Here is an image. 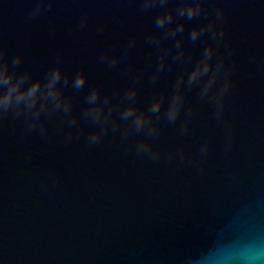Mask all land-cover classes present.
<instances>
[{
	"label": "water",
	"instance_id": "obj_1",
	"mask_svg": "<svg viewBox=\"0 0 264 264\" xmlns=\"http://www.w3.org/2000/svg\"><path fill=\"white\" fill-rule=\"evenodd\" d=\"M0 264H264V0H0Z\"/></svg>",
	"mask_w": 264,
	"mask_h": 264
},
{
	"label": "clouds",
	"instance_id": "obj_2",
	"mask_svg": "<svg viewBox=\"0 0 264 264\" xmlns=\"http://www.w3.org/2000/svg\"><path fill=\"white\" fill-rule=\"evenodd\" d=\"M5 83H7V81H5ZM75 84H76V87H80L83 84V80L78 78L76 80ZM131 114H132L131 112L126 113L127 116H129ZM95 138H96V136H93V139H95Z\"/></svg>",
	"mask_w": 264,
	"mask_h": 264
}]
</instances>
